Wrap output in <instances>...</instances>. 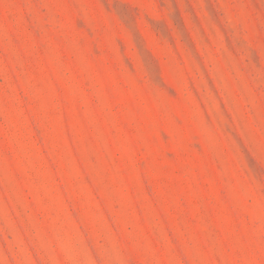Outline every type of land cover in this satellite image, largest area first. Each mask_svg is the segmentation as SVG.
<instances>
[{"label":"rangeland","instance_id":"1","mask_svg":"<svg viewBox=\"0 0 264 264\" xmlns=\"http://www.w3.org/2000/svg\"><path fill=\"white\" fill-rule=\"evenodd\" d=\"M0 264H264V0H0Z\"/></svg>","mask_w":264,"mask_h":264}]
</instances>
